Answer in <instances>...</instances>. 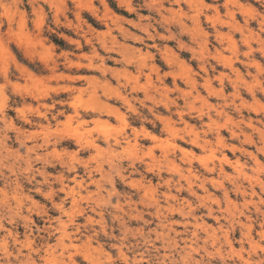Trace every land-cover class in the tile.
Returning a JSON list of instances; mask_svg holds the SVG:
<instances>
[{"label":"clouds","instance_id":"9594fccd","mask_svg":"<svg viewBox=\"0 0 264 264\" xmlns=\"http://www.w3.org/2000/svg\"><path fill=\"white\" fill-rule=\"evenodd\" d=\"M0 264H264V0H0Z\"/></svg>","mask_w":264,"mask_h":264}]
</instances>
